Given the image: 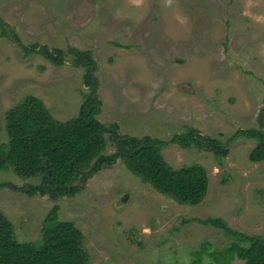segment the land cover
I'll list each match as a JSON object with an SVG mask.
<instances>
[{
	"label": "rangeland",
	"instance_id": "obj_1",
	"mask_svg": "<svg viewBox=\"0 0 264 264\" xmlns=\"http://www.w3.org/2000/svg\"><path fill=\"white\" fill-rule=\"evenodd\" d=\"M16 38L65 50L64 63L25 55ZM70 47L90 50L98 63V118L107 126L164 141L194 129L229 143V153L219 160L196 146L163 148L172 169L207 171L197 204L159 192L121 159L73 196L0 187V214L15 240L40 238L57 204L82 233L85 264H214L210 255L230 241L224 224L264 234V160L250 159L256 139L233 138L239 129L264 131V0H0V144L7 112L28 96L58 120L78 113L89 88ZM115 149L107 134L104 154ZM39 182L0 170V183Z\"/></svg>",
	"mask_w": 264,
	"mask_h": 264
},
{
	"label": "trees",
	"instance_id": "obj_2",
	"mask_svg": "<svg viewBox=\"0 0 264 264\" xmlns=\"http://www.w3.org/2000/svg\"><path fill=\"white\" fill-rule=\"evenodd\" d=\"M16 41L25 55L37 52L53 64L64 63L67 52L63 49L29 46L18 38ZM68 53L76 66L85 69L83 79L89 88L78 113L61 121L53 117L38 97L28 96L16 103L6 116L8 140L0 144V170H13L24 179L38 176L40 182L23 186L0 183V187H10L28 196L38 193L53 199L73 196L93 173L121 159L159 192L188 204L201 202L209 186L207 171L198 164L172 169L164 160L163 148L170 143L183 148L196 146L222 160L229 153V143L194 129L176 133L168 141L148 135L121 134L116 125L107 126L98 118L102 101L95 75L98 63L92 52L70 47ZM107 134L112 135L116 145L110 155L104 154ZM237 136L256 139L250 159L264 160V131L239 129L233 138ZM59 210L58 204L53 206L42 223L41 237L31 242L15 240L9 223L0 214V264H85L82 233L73 221L61 219ZM207 222L223 225L210 218ZM223 227L230 241L217 246L210 255L214 264H231L236 257L244 264H264V234H248L226 224ZM204 251L205 245L196 253L197 258Z\"/></svg>",
	"mask_w": 264,
	"mask_h": 264
}]
</instances>
